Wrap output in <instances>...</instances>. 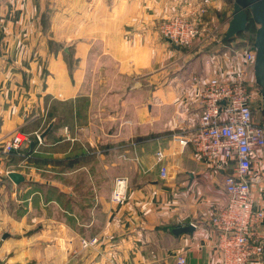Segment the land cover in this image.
I'll return each mask as SVG.
<instances>
[{"label": "crops", "instance_id": "obj_1", "mask_svg": "<svg viewBox=\"0 0 264 264\" xmlns=\"http://www.w3.org/2000/svg\"><path fill=\"white\" fill-rule=\"evenodd\" d=\"M194 1L0 0V264H221L210 217L226 203L232 162L174 135L197 127L211 77L246 70L253 118L264 110L235 40L223 53L205 47L223 42L233 0H212L189 48L159 36L158 20ZM15 130L28 140L6 153ZM115 176L128 178L121 203L110 201ZM248 178L264 213V146ZM259 233L264 242V216Z\"/></svg>", "mask_w": 264, "mask_h": 264}, {"label": "built area", "instance_id": "obj_2", "mask_svg": "<svg viewBox=\"0 0 264 264\" xmlns=\"http://www.w3.org/2000/svg\"><path fill=\"white\" fill-rule=\"evenodd\" d=\"M212 0H198L184 13H177L159 21L158 32L177 46H189L200 35L202 15ZM246 69L255 60L254 48L244 54ZM246 70H240L228 81L211 77L201 91V109L198 124L189 136L174 135L181 146L191 144L194 151L206 159L223 158L232 162L229 173L223 176L227 195L225 205L210 217L211 225L218 231V249L221 264H247L253 256L264 253V242L259 225L264 213L253 207L248 172L253 150L264 146V122L253 118L249 105ZM194 80L196 78H193ZM178 115V113H177ZM179 116V115H178ZM28 136L15 130L5 140L3 151L8 153L21 147ZM162 150L155 152L159 174L166 177ZM128 178L115 176L112 180L110 201L121 203L126 199ZM95 239L82 241L83 246L93 244ZM175 264H186L183 255L176 256Z\"/></svg>", "mask_w": 264, "mask_h": 264}, {"label": "water", "instance_id": "obj_3", "mask_svg": "<svg viewBox=\"0 0 264 264\" xmlns=\"http://www.w3.org/2000/svg\"><path fill=\"white\" fill-rule=\"evenodd\" d=\"M251 19L255 24L252 47L255 50V60L252 66L254 82L262 97L264 110V0H233L232 12L224 31V39L234 38L246 29L247 23ZM176 47H178L176 45ZM8 177L19 182L23 179L22 175L15 171L8 172ZM192 224H178L173 228L175 234L181 232H192Z\"/></svg>", "mask_w": 264, "mask_h": 264}, {"label": "rangeland", "instance_id": "obj_4", "mask_svg": "<svg viewBox=\"0 0 264 264\" xmlns=\"http://www.w3.org/2000/svg\"><path fill=\"white\" fill-rule=\"evenodd\" d=\"M197 1L198 0H195L193 3H191L190 5H188V6H186V7H180L179 9H177L175 12L176 13H174V14H172V15H170V16H173V15H175V14H177V13H184V11H186V10H189V9H191V8H193L194 6H195V4L197 3ZM208 11H209V9H207V11L202 15V18L204 17V15H206L207 13H208ZM170 16H168V17H170ZM168 17H166V18H168ZM162 19H164V18H162ZM162 19H160V20H158V22L156 23V27H157V25H158V23H159V21H161ZM158 31V30H157ZM158 34H159V36L161 37V38H164L165 39V37H163L159 32H158ZM202 34H205V33H202ZM200 37V36H199ZM219 36L218 35H213V36H211V38L209 39V40H207V42H206V46L205 47H209L212 43H214L218 48H217V50L219 51V53H223V51L226 49V46L228 45V44H230V41H232L233 39L235 40V42H234V40L232 41V42H234L232 45H233V48H235V49H237V50H240V51H242L243 52V54H244V52L247 50V49H250V48H252V45H251V39L253 38V34H252V31L250 32V30H248V31H242L240 34H238V35H236L232 40H230V41H227V42H225V41H223V42H220V43H217V42H215V39L217 40V38H218ZM220 38H221V36H220ZM170 41V40H169ZM170 43H172L171 41H170ZM194 43V42H193ZM192 43V44H193ZM191 44V45H192ZM221 44L223 45V46H221ZM175 45V44H174ZM190 46V45H189ZM189 46H181L183 49H186V48H189ZM178 47H180V46H178ZM210 49V48H209ZM214 48H211V50H213ZM208 50V49H207ZM206 51V50H205Z\"/></svg>", "mask_w": 264, "mask_h": 264}, {"label": "trees", "instance_id": "obj_5", "mask_svg": "<svg viewBox=\"0 0 264 264\" xmlns=\"http://www.w3.org/2000/svg\"><path fill=\"white\" fill-rule=\"evenodd\" d=\"M255 28H256V26H255V24L253 23V21L251 20V19H249V21H248V23H247V26H246V31H248V30H250V32L252 31V34H253V36H254V32H255ZM244 30V31H245ZM241 33V32H240ZM239 33V34H240ZM233 39V38H232ZM232 39H229V40H225L224 39V34L221 36V40H223V41H225V42H227V41H230V40H232ZM252 42H253V38L251 39V45H252ZM261 122H264V121H261Z\"/></svg>", "mask_w": 264, "mask_h": 264}]
</instances>
